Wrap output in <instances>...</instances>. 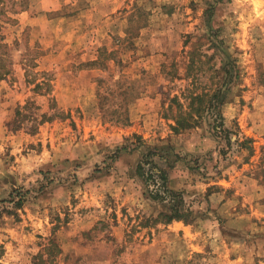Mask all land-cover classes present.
<instances>
[{"label": "rangeland", "instance_id": "obj_1", "mask_svg": "<svg viewBox=\"0 0 264 264\" xmlns=\"http://www.w3.org/2000/svg\"><path fill=\"white\" fill-rule=\"evenodd\" d=\"M22 5L0 0L17 19L3 30L13 72L0 78V264H35L52 238L61 251L50 264H264V0ZM227 55L241 79L223 114L254 140L247 161L235 144L221 154L211 117L172 128L170 99L222 82ZM30 79L51 90L36 93ZM44 113L57 115L37 125ZM150 150L190 223L156 221L168 205L136 172Z\"/></svg>", "mask_w": 264, "mask_h": 264}, {"label": "trees", "instance_id": "obj_2", "mask_svg": "<svg viewBox=\"0 0 264 264\" xmlns=\"http://www.w3.org/2000/svg\"><path fill=\"white\" fill-rule=\"evenodd\" d=\"M16 1L17 5L21 7L23 6L24 9V5H22L24 0ZM19 9L17 11H13L12 13L19 14ZM0 15H4V18L0 17V78L3 79L13 72V62L12 60L10 61V44L6 41V36L3 33V30L8 23L15 25L17 23V19L11 17V15H9L3 7L0 8ZM208 28L211 31L209 33V46L212 49H217L219 46L224 44V41L218 38V34L214 33L210 26ZM27 48L32 50L30 46ZM33 50V53L39 54L38 46L36 49L33 48ZM199 54L200 53H197L194 50L189 53L190 65H192L196 60H200ZM207 57L208 60L214 58L213 55H207ZM189 71H191V67H189L188 73L186 74L187 77L190 76ZM219 71L221 72L220 74H223L222 82H218L212 87H204L200 91H196V89L190 87L191 84H189L188 87L181 90L179 96L174 95L170 99L171 104L169 107H173V104L176 105V113L173 116L175 125H173L172 128L176 133H179L182 130L198 126L200 120L204 117H211L208 119V125L212 133L216 137L223 138L226 143V145L221 149V154L227 155L235 144L239 152H244L246 154L245 160L247 161L255 154L254 140L246 135H241L240 130L234 131L233 129L227 127L226 119L223 114V106L228 101L229 93L231 92L233 85L241 79V70L238 65V61L230 55H227L226 59H224L223 66ZM219 71L215 70L217 74ZM29 81L30 83L35 84L34 91L36 93H39V91H41L44 87L47 88V92L51 90L52 84L50 79H43L39 81L37 79H30ZM180 99H184V101H181ZM21 115L26 117V115L22 113V109L19 108L17 110V116L20 117ZM56 115L57 114L47 115L44 113L42 114L40 121L35 119L37 121L36 124L38 125L40 123L50 121L54 119V116ZM21 120V122H23V119ZM20 124L18 126H20ZM157 156H159V152L157 150L148 151L143 160L137 164L136 168L137 175L142 178L145 183L150 184V182H153L157 185V187L151 191V197L168 205L169 211L161 212L160 219L156 221L164 224L170 223L173 220L190 223L193 211L186 208L183 193L169 187L168 172L164 167L160 166L155 161L154 158ZM262 173L264 175V169H262ZM24 199L25 194H20L18 201H16V207H22ZM60 251L61 248L59 244L56 243L53 238L50 239V243L46 246L45 252L37 254L35 264H50V259H52V257Z\"/></svg>", "mask_w": 264, "mask_h": 264}]
</instances>
